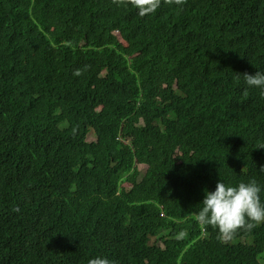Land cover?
Wrapping results in <instances>:
<instances>
[{
    "label": "trees",
    "instance_id": "1",
    "mask_svg": "<svg viewBox=\"0 0 264 264\" xmlns=\"http://www.w3.org/2000/svg\"><path fill=\"white\" fill-rule=\"evenodd\" d=\"M256 71L264 0H0V264H264V223L194 219L220 180L264 202Z\"/></svg>",
    "mask_w": 264,
    "mask_h": 264
},
{
    "label": "clouds",
    "instance_id": "2",
    "mask_svg": "<svg viewBox=\"0 0 264 264\" xmlns=\"http://www.w3.org/2000/svg\"><path fill=\"white\" fill-rule=\"evenodd\" d=\"M112 2L117 6L131 5L138 9L139 16L144 17L155 13L162 2L182 6L186 0H112ZM75 74L79 75L80 71L77 70ZM242 75L245 83L249 87L260 88V95L264 97V72L256 71L255 74ZM243 94L248 95L247 89ZM256 148H264V143ZM261 171H264V167ZM261 191V186L255 179H250L248 182L241 181L236 185H229L220 180L214 191L205 190L204 198L200 202L202 206L194 214V219L203 228L211 226L217 229V239L222 243L229 242L241 230L251 231L264 223V202L261 200ZM13 210L19 211V208ZM88 264H118V262L98 256L90 259Z\"/></svg>",
    "mask_w": 264,
    "mask_h": 264
},
{
    "label": "rangeland",
    "instance_id": "3",
    "mask_svg": "<svg viewBox=\"0 0 264 264\" xmlns=\"http://www.w3.org/2000/svg\"><path fill=\"white\" fill-rule=\"evenodd\" d=\"M94 135L90 132L89 134H88V136H87V140L88 141H91V140H94ZM137 166H138V169L140 170V174H139V176H138V178H140L142 175H143V173H144V171H145V169H146V166L145 165H143V164H137ZM124 185V187H126V188H129L130 187V185H128V184H123Z\"/></svg>",
    "mask_w": 264,
    "mask_h": 264
}]
</instances>
